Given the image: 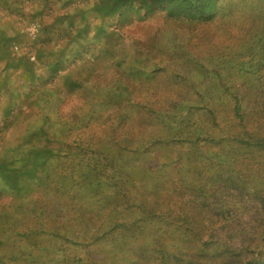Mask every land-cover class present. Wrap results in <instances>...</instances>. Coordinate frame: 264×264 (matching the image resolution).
Returning <instances> with one entry per match:
<instances>
[{
    "label": "trees",
    "instance_id": "trees-1",
    "mask_svg": "<svg viewBox=\"0 0 264 264\" xmlns=\"http://www.w3.org/2000/svg\"><path fill=\"white\" fill-rule=\"evenodd\" d=\"M30 1L0 0V7L2 3L15 8L14 21L8 20L18 26L12 35L0 26V66L19 71L23 94L18 103H0V134L5 136L22 122L31 124L13 141L15 147L4 150L6 143L0 145L4 150L0 153V199L8 194L19 198L39 187L45 197L35 196L29 209H24L27 220L22 222L0 213V264H201L218 260L264 264V186L249 168L235 166L227 147L234 146L242 155L264 154V0H256L252 20L257 23L249 27L256 32L257 63L230 65L219 56L200 59L189 54L185 45H178L172 58L180 68L149 79L166 76L165 87L181 91L182 102L173 100L146 109L137 103L93 98L68 112H61L64 103H51V99L61 102L83 90L82 82L66 75L65 67L69 57L73 63L83 61L85 48L94 45L81 32L74 33L89 27L81 21L75 25L73 20L66 25L64 17L40 22L36 13L26 10ZM44 1L50 10L51 0ZM125 1L109 0L92 11L104 16L107 5ZM167 2L188 5L184 9L198 15L208 11L203 21L213 19L217 5V0ZM22 22L39 28L36 35L41 44L55 40L58 51L50 55L55 59H47L41 48L35 54L46 59L32 58L26 44L20 43L26 34L19 26ZM15 47L24 52L17 54ZM34 48L31 42L30 49ZM142 70L140 62H134L131 78L140 79ZM80 75L91 78L85 71ZM4 85L0 79V101L5 99L1 95ZM120 86L111 87L114 95L124 92ZM109 100L114 102L110 96ZM124 101L128 99L119 102ZM41 104L43 114L31 123L26 111ZM83 105L97 114L88 133L91 145L84 147L82 155L66 153L70 147L67 133L77 128L78 119L84 120L76 115ZM114 105H119L122 114L113 120ZM107 109L111 113L102 116ZM128 109L138 118H128ZM116 120L131 126L130 134L119 133ZM204 161H215L216 171L201 176ZM221 233L228 238H219ZM166 235L176 237L169 253ZM228 239L234 244L229 245ZM146 241L150 247L143 244Z\"/></svg>",
    "mask_w": 264,
    "mask_h": 264
},
{
    "label": "rangeland",
    "instance_id": "rangeland-1",
    "mask_svg": "<svg viewBox=\"0 0 264 264\" xmlns=\"http://www.w3.org/2000/svg\"><path fill=\"white\" fill-rule=\"evenodd\" d=\"M54 1L51 0L49 10L44 0H31L29 3L26 2V10L28 9L30 13H36L40 22L45 24L51 23L57 18L63 19L62 17L65 18L63 20L66 25L72 23V20L75 25H78L81 21L88 25L89 30L83 27L74 33L81 32L84 38L94 44L91 45L90 43L85 48L88 52L84 55L83 61L78 59L73 63L70 62L69 57L66 62V75L70 74L73 79L82 82L83 90L76 91V93L69 95L61 102H57L56 98H52L51 103H64L61 112L75 110L78 105L90 103L93 98L97 101H100V99L108 100L109 103H137L138 106H144L146 109L150 107L157 108L159 105L171 103L173 100L182 102L181 91L165 87L166 76H162L160 80L156 81L149 79L151 75L159 79L160 75L165 73V70L180 68L179 64L175 63V58H172L174 56L173 49L178 45H185L187 52L196 58L204 59L209 56H219L225 64L230 65L237 62L257 63L260 59L256 57V32L249 28L257 23H253L252 20L256 10V0H217L214 17L210 21H203V18L209 14L208 11L199 12L198 15L192 11H186L184 7H188V5L179 6L174 2H167V0H127L123 4L107 5L108 16H99L93 13L92 8L109 0H70L68 3H66L67 0H58L56 6H54ZM1 5L0 26L10 31L9 34H14L15 31H18L16 30L18 26L15 22L10 24V21H14L15 8H10V4L9 10L3 7L5 4L1 3ZM42 8H44L43 14H39ZM20 25H22L21 29L26 31L25 37H20V43L22 45L26 44L24 48L31 51L33 59L35 56L43 60L46 58L49 60L55 59V57L50 56L52 50L58 51L57 43L53 38H51L52 42L49 45H43L40 40H37L36 34L39 28L36 25L27 26L24 22ZM31 42H35L34 49H30ZM60 42L58 40V45ZM103 46L104 49L107 46V49L103 50ZM38 48L45 52L46 58H43L40 54H35ZM14 50L17 54L24 52L20 49L16 50V47ZM119 59L123 61L121 66L118 64ZM84 62L85 67H82ZM134 62H140L143 69V76L141 75L140 79L137 76L131 78ZM2 68L1 65L0 79L4 80L5 85L3 89L1 88L3 92L1 95L5 99H2L0 103H18V97L23 96L18 81L19 71L9 69L6 71ZM80 71H85V74L90 75L91 78L84 77L83 79ZM119 85H121L120 88L124 87L125 90L123 93L114 95L111 87L114 89V87L118 88ZM84 90H86V93L88 92V95L84 93ZM109 96L114 99V102L109 100ZM122 97L128 99V101L119 102L123 99ZM34 100L35 97L31 99V103ZM36 103L44 102L37 101ZM92 104L95 105V103ZM88 107L89 105H83L81 107L83 110H76V115H81L84 120L78 119L77 128L70 129V132L67 133L65 140L70 147H66V153L78 152L77 154L82 155V153H85L82 151L85 150L84 147L90 144L88 133L93 119L96 120L97 114L93 115V110ZM111 107L113 111L111 109L103 110L101 115H108L112 111L113 115L110 119L114 120L118 117L117 115L122 114V110L119 105ZM43 109H45L44 105L41 104L37 107L32 106L26 111L31 115L30 122L35 121L37 117L40 118L39 116L44 112ZM117 111L121 112L117 114ZM135 113L132 109H128L127 117L131 120L137 119L138 116ZM86 115L88 117L93 115L95 118L87 120ZM113 123L119 133L130 134L131 126L119 124L117 120ZM29 125L31 124L22 122L12 130H7L5 136L0 134V145L6 143L4 150L15 147L13 141L18 140V134L25 131ZM14 130H17L16 133ZM74 143H77L79 149H76ZM207 147H210V145ZM227 147L230 150L228 156L233 158L235 166L240 169L249 168L255 175L257 183L264 186V154L253 152L250 155H242L236 153L234 146L229 145ZM213 149L219 150L217 148ZM4 150L0 149V153ZM217 167L215 161L201 162V176L210 175L216 171ZM36 195L40 198L45 197L43 188L31 189L21 194L19 198L8 194L5 198L0 199V213H8L11 220L17 221L16 223L27 220V213L24 212V209H29L28 207L33 204L32 201ZM164 195L166 197V194ZM170 197L168 195L166 200L168 201ZM219 238L226 240L228 237L221 233ZM175 240L176 237L173 235L164 237L165 245L169 248L166 253L170 252L172 248L169 245ZM145 243L146 246L150 247L147 241L143 244ZM227 243L229 245L234 244L229 239ZM183 245L185 246V244ZM5 249L9 251L11 246L9 245ZM222 263L223 261L218 260L216 263L202 261L201 264Z\"/></svg>",
    "mask_w": 264,
    "mask_h": 264
}]
</instances>
